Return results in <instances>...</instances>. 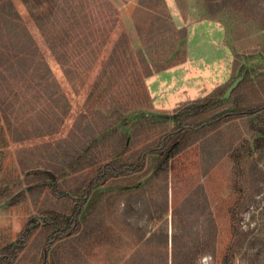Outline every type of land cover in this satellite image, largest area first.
Returning <instances> with one entry per match:
<instances>
[{"label":"rangeland","instance_id":"1","mask_svg":"<svg viewBox=\"0 0 264 264\" xmlns=\"http://www.w3.org/2000/svg\"><path fill=\"white\" fill-rule=\"evenodd\" d=\"M10 1L25 26L24 40L33 38L37 55L51 69L59 103L55 108L40 97L34 83L20 79L0 53V264H264V0H209L232 10L213 19L217 53L208 58L215 66L199 80L194 66L206 57L202 52L201 59L194 58L201 53L193 56L197 47L188 40L190 33L185 41L178 33H165L143 44L134 20L145 28L148 12L138 11L131 0L117 7L133 63L138 64L139 50L155 61L185 52V61L146 79L131 69L119 76L108 64L119 29L94 66L93 56H81L80 67L70 64L68 78L45 29L35 23L46 3ZM199 49H208L207 43H199ZM169 70L173 73L164 74ZM175 71L183 74L177 89ZM171 77L174 84L165 88L163 80ZM212 94L215 103L203 113L181 115L180 108ZM9 102L17 104L10 111L17 119L18 141L3 119L1 104ZM256 110L201 136L169 161L167 171L156 174L164 158L154 152L142 171L111 175L93 188L75 232L57 241L44 258L50 235L69 225L88 180L104 161L125 153L123 161L134 163L181 123ZM88 124L94 134L83 137L78 131ZM67 153L72 159H65ZM57 219L60 227L49 226ZM27 231L32 233L22 244ZM10 245L15 247L7 252Z\"/></svg>","mask_w":264,"mask_h":264},{"label":"trees","instance_id":"2","mask_svg":"<svg viewBox=\"0 0 264 264\" xmlns=\"http://www.w3.org/2000/svg\"><path fill=\"white\" fill-rule=\"evenodd\" d=\"M35 5L36 2L43 5L46 3V8L41 9L37 13L35 20L38 28L45 29L47 42L50 50L55 55V59L59 65L64 69L68 78L70 75V64L75 67H80L82 57L93 56L92 64L99 58L100 52L106 47L111 39L113 33L119 29L118 36L112 47L111 57L108 64L111 66V71L117 73L119 76L127 73L128 70L135 72L136 76L142 78H149L155 73L163 72L173 68L185 61L186 54L174 56L168 61H155L148 56L143 50L137 53L138 64L133 63V49L128 40L126 30L121 25V14L117 5L112 0H31ZM127 2L128 0H122ZM37 5V4H36ZM10 0H0V53L6 59V64L12 66V69L22 80H27L31 85L34 83V90L38 91L40 97H44L50 101V105L55 107L59 100L55 99V79L52 76L51 69L39 54L36 43L28 37V40L23 38V25L21 18L13 7ZM163 9L165 5L163 0H140L138 4V11L146 10V19L148 26L145 28L141 26L139 19L134 20L138 35L141 37L143 44L153 42V37L165 33H178L181 39L185 41L187 38V29H177L172 17ZM232 7L221 6L220 8H207L201 11L203 18L215 19L217 14L231 12ZM147 36V37H146ZM19 38L21 41L19 42ZM149 38V39H148ZM30 39V40H29ZM111 42V41H110ZM1 43H7L6 47H2ZM20 43V44H19ZM19 47H17V46ZM83 52V54H82ZM91 53V54H90ZM82 56V57H81ZM78 58V59H77ZM77 59V60H76ZM77 64V65H76ZM89 67V65H88ZM6 79H10L7 74ZM28 85L27 88L30 86ZM143 87V86H142ZM26 89L23 91L26 92ZM60 98L64 95L59 94ZM65 98V97H64ZM63 98V99H64ZM215 103L213 94L207 98L197 100L187 107L180 108L181 115L187 118H192L200 115L208 106ZM17 104L12 102L1 104L3 119L5 121L8 132L14 134V141L19 140L20 133L15 128V121L13 119V112L10 111L15 108ZM56 108V107H55ZM264 109V107L262 108ZM19 112V111H18ZM256 111H233L221 113L212 117L207 121L200 123L184 122L181 123L175 130L164 135L156 149L143 150L138 159L134 163H127L123 161L122 157L125 153L118 154V158L113 161H104L98 173L91 177L83 192V197L80 199L77 206L73 209L72 215L69 218V225L65 229L56 228L63 223L57 219V225L53 222L49 226L56 228L50 235L48 241L44 246V258L47 259V254L50 248L59 240L71 236L77 229L80 222V216L83 214L85 205L89 201L93 188L104 184L111 175L129 176L136 174L143 170L146 164L148 155L157 152L164 158L158 165L156 174L167 171L169 161L176 158L181 152L194 144L203 135L210 131L220 128V126L231 120L232 118L242 116L245 114H254ZM191 114V115H188ZM186 118V119H187ZM79 133L83 137L92 136L94 129L90 124L86 128H80ZM27 134V133H23ZM12 136V135H11ZM24 139H29L24 135ZM23 140V139H21ZM65 159H72V153L65 154ZM82 159V158H81ZM31 231L21 234L20 241L25 244L31 235ZM15 245H10L7 252L12 250ZM177 254V253H176Z\"/></svg>","mask_w":264,"mask_h":264},{"label":"crops","instance_id":"3","mask_svg":"<svg viewBox=\"0 0 264 264\" xmlns=\"http://www.w3.org/2000/svg\"><path fill=\"white\" fill-rule=\"evenodd\" d=\"M115 5L118 6L119 1L122 0H112ZM140 0H131L134 4L138 6ZM163 3L165 5V8L169 9L171 11V17L173 18V21L175 22V25L179 27V29L186 28L187 29V39L188 35L190 33L191 38L188 40L190 42H193L195 46L198 48L194 49V55L195 56V51L198 50V53L200 52L201 54L196 55L194 58L195 59H201L202 57V52L204 53L206 59L202 62L200 60H197V66H194L195 68L198 69V72L200 75H198V80L200 76L205 74V76H208L209 74L212 73V68L215 66L212 60L208 58V55L210 54L211 57H214L215 54L217 53L215 48H216V25L213 21V19H208V18H203L201 11L203 9L207 8H216L215 5H210L209 0H163ZM220 8V7H218ZM195 24V25H194ZM192 25L195 27L192 29ZM221 38V37H220ZM207 43L208 49L200 50L199 49V43ZM190 45H189V56H190ZM195 48V47H194ZM214 51V52H212ZM197 57V58H196ZM202 64V65H201ZM172 70H177L176 68ZM165 72V71H163ZM161 72V73H163ZM173 71L169 70L164 74H172ZM209 73V74H208ZM175 74V84L177 82V79L183 77V74L180 76L178 75V71L174 72ZM185 74H187L185 72ZM208 74V75H207ZM195 79V77L193 78ZM163 82H167L168 86L165 88H171V85L174 84L173 77L169 81L163 80ZM161 83V81H160ZM179 81L176 84V89ZM175 86V85H174Z\"/></svg>","mask_w":264,"mask_h":264},{"label":"water","instance_id":"4","mask_svg":"<svg viewBox=\"0 0 264 264\" xmlns=\"http://www.w3.org/2000/svg\"><path fill=\"white\" fill-rule=\"evenodd\" d=\"M240 80H238L237 82H235L225 93L224 98H227L230 96L231 92L233 91V89L237 86V84L239 83Z\"/></svg>","mask_w":264,"mask_h":264}]
</instances>
